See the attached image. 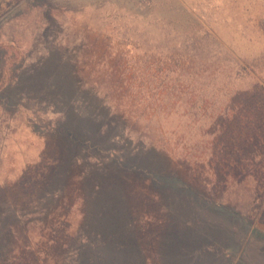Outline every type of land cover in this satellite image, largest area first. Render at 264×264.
<instances>
[{
    "label": "rangeland",
    "instance_id": "rangeland-1",
    "mask_svg": "<svg viewBox=\"0 0 264 264\" xmlns=\"http://www.w3.org/2000/svg\"><path fill=\"white\" fill-rule=\"evenodd\" d=\"M252 84L264 0H0V264H264Z\"/></svg>",
    "mask_w": 264,
    "mask_h": 264
},
{
    "label": "trees",
    "instance_id": "trees-1",
    "mask_svg": "<svg viewBox=\"0 0 264 264\" xmlns=\"http://www.w3.org/2000/svg\"><path fill=\"white\" fill-rule=\"evenodd\" d=\"M254 91L249 92L247 94H242L238 93L240 97V100L243 101V107L240 108V113L239 115H244L246 116L247 120V125L245 126L244 124H241L240 126L242 127H247V129H250L252 132V139L251 140H245L246 138L244 137L243 139V146H241L239 151L235 150V144H230L229 149H226L225 152L228 153L227 155L230 156L233 159V156L239 160L243 161L245 157H249V155L246 152V149H248V146L251 149H260L264 148V84L258 85V84H252ZM120 91V90H119ZM238 112V110H237ZM226 113V112H225ZM251 114L256 117V120H252ZM242 119V118H241ZM254 161V158H252ZM258 167V166H257ZM259 170V175L261 177H264V168H257L256 173ZM155 172L151 171L150 174L145 173V176L149 179L154 178ZM115 176L116 174H112ZM158 176V175H156ZM155 178L158 180V183L160 182L159 178ZM257 175H254L256 179ZM254 177L251 176L249 177V186L251 188L245 187L244 192H246L249 196L248 200L243 202L240 206L234 204V209L237 210V213L240 215L242 214L244 217H247L249 213L251 212L252 209L257 208V209H264V187L261 188V185H257L254 187ZM264 179V178H262ZM156 182V181H155ZM248 185V184H247ZM117 189V188H116ZM125 190V189H124ZM114 191L111 192L113 194ZM115 193V192H114ZM102 224H105V222H102Z\"/></svg>",
    "mask_w": 264,
    "mask_h": 264
}]
</instances>
